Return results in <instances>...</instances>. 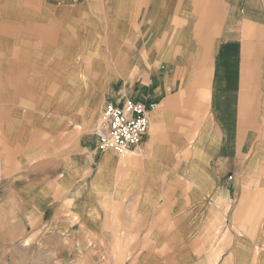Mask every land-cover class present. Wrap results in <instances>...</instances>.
<instances>
[{"label":"crops","instance_id":"obj_1","mask_svg":"<svg viewBox=\"0 0 264 264\" xmlns=\"http://www.w3.org/2000/svg\"><path fill=\"white\" fill-rule=\"evenodd\" d=\"M0 152L53 264H264V0H0Z\"/></svg>","mask_w":264,"mask_h":264},{"label":"rangeland","instance_id":"obj_2","mask_svg":"<svg viewBox=\"0 0 264 264\" xmlns=\"http://www.w3.org/2000/svg\"><path fill=\"white\" fill-rule=\"evenodd\" d=\"M2 157L0 152V264H53L47 252L33 244L35 210L17 208V198L6 194L8 183L26 170L18 162Z\"/></svg>","mask_w":264,"mask_h":264},{"label":"built area","instance_id":"obj_3","mask_svg":"<svg viewBox=\"0 0 264 264\" xmlns=\"http://www.w3.org/2000/svg\"><path fill=\"white\" fill-rule=\"evenodd\" d=\"M155 103L125 100L122 104L107 103L95 127L102 151L113 149L124 156L143 141L150 126L149 113Z\"/></svg>","mask_w":264,"mask_h":264}]
</instances>
